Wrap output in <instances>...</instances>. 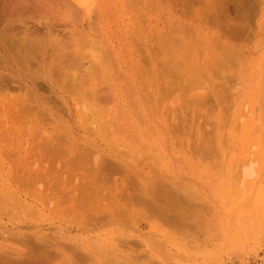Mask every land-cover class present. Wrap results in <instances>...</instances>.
Returning a JSON list of instances; mask_svg holds the SVG:
<instances>
[{"label":"rangeland","instance_id":"1","mask_svg":"<svg viewBox=\"0 0 264 264\" xmlns=\"http://www.w3.org/2000/svg\"><path fill=\"white\" fill-rule=\"evenodd\" d=\"M0 204V264H264V0H0Z\"/></svg>","mask_w":264,"mask_h":264},{"label":"bare ground","instance_id":"2","mask_svg":"<svg viewBox=\"0 0 264 264\" xmlns=\"http://www.w3.org/2000/svg\"><path fill=\"white\" fill-rule=\"evenodd\" d=\"M25 1V0H24ZM16 2V1H15ZM184 2V1H183ZM186 3V2H185ZM14 5V4H13ZM24 5V4H23ZM247 5V4H246ZM28 6V5H27ZM190 7V6H189ZM23 9V8H22ZM25 10V9H24ZM25 11H27V9L25 10ZM10 18V17H9ZM19 22H21V21H19ZM243 22V21H242ZM25 25V24H24ZM247 27V26H246ZM26 28V27H25ZM49 28H51V27H49ZM49 28H47V29H49ZM17 29H19V28H17ZM21 29V28H20ZM27 29H29V28H27ZM229 29V28H228ZM245 30H246V28H244ZM23 30V29H22ZM22 30H20L21 32H20V34H19V37H23V39H21V38H19L18 36H16V38H15V36H12V35H14L13 34V31H11L12 32V34H11V38L13 37V39H11V43H13V42H15V45L18 47V49H16L17 50V52H15L14 51V53H18V55H20V56H18V57H20V58H23V60L25 61L24 63L23 62H19V63H23V64H25V66L28 68V66H30V62H28V59H29V55H27L28 53H27V51H29V49H31V47L33 46V45H35V43H42L41 41H43V42H47L48 41V43L50 44V42H53L54 44H55V49H56V54H59V55H61L62 56V50L64 49V47H63V45H62V41H60L61 40V38H64L63 36H61V38H56V31H51L50 29L48 30V31H44V32H46L44 35H45V37H43V33L42 34H40L39 33V36L40 35H42V36H40L41 37V39L40 40H37V42H35L34 40H31L29 37H27V35L26 36H21V33H23L22 35H24V34H26L25 32H24V30L22 31ZM40 30V29H39ZM56 30V29H55ZM10 31V30H9ZM17 31V30H16ZM15 31V32H16ZM11 32H9V33H11ZM28 32H29V34L31 33V30H28ZM35 32H37V31H34V33ZM55 32V33H54ZM58 32V31H57ZM9 33H5V35H9ZM16 34V33H15ZM57 34H59V32L57 33ZM31 36V35H30ZM32 36H33V33H32ZM37 36V35H36ZM229 36V35H228ZM43 37V38H42ZM233 37V36H232ZM8 38V37H7ZM26 38V39H25ZM39 38V37H38ZM55 38L57 39V41L55 40ZM66 38V37H65ZM3 39V38H2ZM69 39V38H68ZM5 40H6V38H5ZM8 41H10V40H8ZM7 41V43H10V42H8ZM50 41V42H49ZM5 42V41H4ZM3 42V43H4ZM67 42V41H66ZM179 42V41H178ZM6 43V42H5ZM11 43L9 44L10 46H11ZM61 43V44H60ZM175 43V42H174ZM177 43V42H176ZM46 44V43H45ZM64 44V43H63ZM74 44V43H73ZM40 45V44H39ZM66 45V44H65ZM188 45V44H187ZM189 45H191V44H189ZM41 46V45H40ZM67 46V45H66ZM2 47V46H1ZM34 47V46H33ZM33 47H32V49H33ZM37 47V46H36ZM35 47V48H36ZM44 47V46H43ZM47 47V46H46ZM77 47V46H76ZM62 48V50H60ZM69 48V47H68ZM193 48V47H192ZM2 49H5V47L3 46V48ZM10 49V48H9ZM31 49V50H32ZM44 49V48H43ZM45 49H47V48H45ZM48 49H49V47H48ZM51 49H52V46H51ZM66 49V48H65ZM64 49V50H65ZM12 50V49H11ZM11 50H9V51H11ZM21 51V53H20V51ZM34 50V49H33ZM32 50V51H33ZM53 50V49H52ZM70 50V49H69ZM72 50V49H71ZM36 51V50H35ZM40 51V50H39ZM43 51V50H42ZM49 52H51L50 50H48ZM38 52V50L35 52V53H37ZM45 52V51H44ZM44 52H42V54H41V58L39 59V60H41V62L40 63H38V68H44L43 70H44V72H45V74H46V76H47V78H50V76H49V73H51V69L53 68H51L50 66H51V64H53L51 61H49V65L47 64V62L46 61H44L45 59H44V57L47 59V55L45 56V54H44ZM53 52V51H52ZM67 52V51H66ZM77 52V51H76ZM75 52V53H76ZM79 52V51H78ZM20 53V54H19ZM29 53H31V52H29ZM165 53V52H164ZM183 53V52H182ZM226 53V52H225ZM50 54V53H49ZM53 54V53H52ZM65 54V53H64ZM72 54V53H71ZM80 54V53H79ZM228 54V53H227ZM6 55V54H5ZM78 55V54H77ZM224 55V54H223ZM9 56V55H8ZM11 57L13 56V54H11L10 55ZM10 56L9 57H7V58H10ZM50 56V55H49ZM228 56V55H227ZM5 57V56H4ZM26 57L28 58L27 60H25L26 59ZM30 57H31V55H30ZM32 57H33V55H32ZM30 58L29 59V61H32L33 63H35L34 62V60H33V58H35V56L33 57V58ZM37 57V56H36ZM56 57H58V56H56ZM68 57L69 58H73L74 59V57H72L71 55H68ZM67 57V58H68ZM68 58V59H69ZM232 58V57H231ZM32 59V60H31ZM37 59V58H36ZM57 60H58V58H56ZM55 59V60H56ZM80 59V58H79ZM224 59V58H223ZM6 61H7V59H5ZM9 60V59H8ZM18 60V59H17ZM38 60V61H39ZM54 59H53V61H55ZM69 60H71V59H69ZM69 60L68 61H66L67 63H69ZM83 60V59H82ZM82 60H81V62H82ZM144 60V59H143ZM229 60V59H228ZM12 61V60H11ZM76 61H78V57H77V59H76ZM80 61V60H79ZM31 62V63H32ZM63 62V61H62ZM61 61H58V62H56L55 63V67H56V69L58 70V71H60L62 74H63V72H67V66L65 65L64 66V62L62 63ZM75 62V61H74ZM11 63H13V62H11ZM72 63V62H71ZM71 63H70V65L68 66V68L71 66ZM72 64H74V63H72ZM167 64H169V63H166V65ZM18 65V64H17ZM77 65H79V64H77ZM76 65V67H78ZM183 65V64H182ZM18 66H21V65H18ZM36 66H37V63H36ZM35 66V67H36ZM159 66V65H158ZM175 66V65H174ZM34 67V66H33ZM33 67H30L31 68V70H32V68ZM73 67V66H72ZM21 68H22V66H21ZM40 68V69H41ZM51 68V69H50ZM166 68V67H165ZM172 68H174V67H172ZM176 68V67H175ZM175 68H174V70H175ZM182 68V67H181ZM220 68V67H219ZM26 69V68H25ZM34 69V68H33ZM67 69V70H66ZM213 69V68H212ZM28 71V73L30 74H32V72H34L35 70H32V71H29V70H27ZM186 72V71H185ZM53 73V72H52ZM60 73V74H61ZM189 73V72H188ZM34 74H36V73H34ZM61 74V75H62ZM38 75V74H37ZM39 75H41V74H39ZM58 76H60V75H58ZM160 76V75H159ZM174 76H175V74H174ZM182 76V75H181ZM185 76V75H184ZM194 76V75H193ZM195 76H196V74H195ZM38 77V76H37ZM56 77V76H55ZM180 77V76H179ZM180 79H181V77H180ZM64 81H65V78L63 79ZM176 80V79H175ZM50 82V81H49ZM54 81H52V83H53ZM77 82H79V81H77ZM77 82H75V83H77ZM82 82V81H81ZM177 82V81H176ZM80 83V82H79ZM159 83V82H158ZM189 83V82H188ZM187 83V84H188ZM162 84V83H161ZM178 84V83H177ZM176 84V85H177ZM78 85V84H77ZM80 85V84H79ZM164 86V85H163ZM74 87V86H73ZM75 87H76V84H75ZM78 87V86H77ZM169 87V86H168ZM184 87V86H183ZM189 87V86H188ZM79 88H80V86H79ZM190 88V87H189ZM195 89V88H194ZM166 90V89H165ZM171 91H172V89H170ZM186 90H188L189 91V89H187L186 88ZM164 93H165V91H164ZM165 96V95H164ZM53 148V147H52ZM55 160V159H54ZM44 161V160H43ZM35 163V162H34ZM156 184V183H155ZM161 189V188H160ZM52 190V189H51ZM6 194V193H5ZM169 194V193H168ZM5 198V197H4ZM1 199H2V197H1ZM5 200V199H4ZM11 202V201H10ZM1 203H3V202H1ZM180 204V203H179ZM183 204V203H182ZM161 205V204H160ZM0 206H1V204H0ZM6 207V206H5ZM14 208V207H13ZM13 210V209H12ZM9 213V212H8ZM176 213V212H175ZM181 222V221H180ZM182 223V222H181ZM173 225V224H172ZM176 225V224H175ZM180 225V224H179ZM181 226H182V224H181ZM180 226V227H181ZM173 227H174V225H173ZM183 227V226H182ZM174 228H176V227H174ZM177 229H178V225H177ZM164 236V235H163ZM164 237H167V236H164ZM160 238V237H159ZM167 238H169V237H167ZM161 239V238H160ZM169 239H171V238H169ZM176 239V238H175ZM161 241V240H160ZM166 241V240H165ZM157 244V243H156ZM161 244H163L164 245V243H161ZM178 244V243H177ZM156 247H157V245H156ZM48 253V252H47ZM39 255V254H38ZM113 257V256H112ZM33 258H35V257H33ZM46 258V257H45ZM45 258H44V260H42L43 261V264H44V262H46L45 261ZM32 260V259H31ZM31 260H30V262H31ZM37 259H35V261H36ZM34 261V262H35ZM38 261V260H37ZM33 262V263H34ZM41 263V262H40ZM39 263V264H40ZM36 264H38V262L36 263Z\"/></svg>","mask_w":264,"mask_h":264}]
</instances>
